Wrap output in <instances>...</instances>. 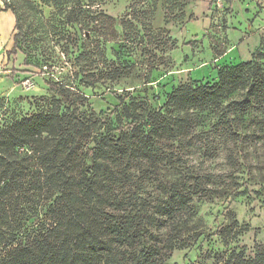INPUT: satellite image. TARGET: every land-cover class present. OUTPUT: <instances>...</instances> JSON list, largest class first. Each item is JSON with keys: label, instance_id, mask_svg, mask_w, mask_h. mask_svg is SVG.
Instances as JSON below:
<instances>
[{"label": "trees", "instance_id": "16d2710c", "mask_svg": "<svg viewBox=\"0 0 264 264\" xmlns=\"http://www.w3.org/2000/svg\"><path fill=\"white\" fill-rule=\"evenodd\" d=\"M15 29L14 54L25 50L18 18ZM48 84L67 97L65 108L56 100L50 111L0 127V264H166L187 245L183 227L202 178L189 176L162 143L189 135L204 111H218L227 124L233 110L252 109L253 131H231L251 183L244 145L264 140L260 50L221 68L214 83L180 84L161 109L128 97L105 114L83 111L87 96ZM155 182L158 196L149 198ZM230 230L218 231L223 247L210 252L201 247L205 233L196 234V259L183 264H264V244L246 252Z\"/></svg>", "mask_w": 264, "mask_h": 264}, {"label": "rangeland", "instance_id": "374dc122", "mask_svg": "<svg viewBox=\"0 0 264 264\" xmlns=\"http://www.w3.org/2000/svg\"><path fill=\"white\" fill-rule=\"evenodd\" d=\"M17 18L25 50L14 54ZM257 50L264 54V0H0V127L50 111L56 100L65 108L67 97L48 82L87 96L83 111L105 114L128 97L161 109L180 84L214 83L221 68ZM250 113L233 110L225 124L218 111H204L185 138L163 141L189 176L202 178L195 214L183 227L187 245L166 264L194 262L200 232L202 250L222 248L218 231L225 225L246 252L264 244V140L244 145L252 174L246 183L231 133L253 131ZM158 193L157 183H148L146 195Z\"/></svg>", "mask_w": 264, "mask_h": 264}]
</instances>
